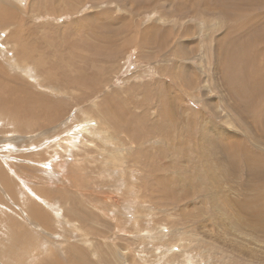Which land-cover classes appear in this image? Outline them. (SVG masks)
<instances>
[{
	"label": "rangeland",
	"instance_id": "rangeland-1",
	"mask_svg": "<svg viewBox=\"0 0 264 264\" xmlns=\"http://www.w3.org/2000/svg\"><path fill=\"white\" fill-rule=\"evenodd\" d=\"M0 78V264H264L258 0H0Z\"/></svg>",
	"mask_w": 264,
	"mask_h": 264
},
{
	"label": "bare ground",
	"instance_id": "bare-ground-1",
	"mask_svg": "<svg viewBox=\"0 0 264 264\" xmlns=\"http://www.w3.org/2000/svg\"><path fill=\"white\" fill-rule=\"evenodd\" d=\"M174 3V2H173ZM258 4H261V5H264V0H258ZM177 7H178V5H176ZM5 9V7H4V5H3V10ZM1 16H2V18H3V21H5V19H9L10 17H9V13H5V10L3 11V13L1 14ZM252 20V19H251ZM5 23V22H4ZM237 23V22H236ZM242 23H244V21L242 22ZM241 23V24H242ZM248 23H250V21L248 22ZM248 23H246V24H248ZM233 24V23H232ZM235 24V23H234ZM240 24V23H239ZM238 24V25H239ZM245 24V23H244ZM243 24V25H244ZM235 25H237V24H235ZM248 26V25H247ZM239 27V26H238ZM241 28H243L242 26H240ZM87 28H89V27H87ZM253 28V27H252ZM92 29V28H91ZM234 30L236 29V27L235 28H233ZM244 29H246V28H244ZM243 29V30H244ZM88 30V29H87ZM237 30V29H236ZM91 31V30H90ZM88 32V31H87ZM86 32V33H87ZM234 32V31H233ZM218 33V32H217ZM220 33V32H219ZM96 34H97V32H96ZM234 34V33H233ZM95 35V34H94ZM230 36H232V35H230ZM250 36V35H249ZM104 37H105V35H104ZM212 37H214V36H212ZM226 37V36H225ZM107 38V37H106ZM215 38V37H214ZM230 38V37H229ZM232 38V37H231ZM103 39V38H102ZM213 39V38H212ZM228 39V38H227ZM248 39V38H247ZM246 39V40H247ZM101 40V39H100ZM229 40V39H228ZM243 40H245V38L243 39ZM249 40V39H248ZM247 40V41H248ZM225 41H227V40H225ZM230 41V40H229ZM220 42H222V41H220ZM91 43V42H90ZM224 43V42H223ZM241 43V42H240ZM88 44V43H87ZM225 44V43H224ZM220 45H222L223 46V44L221 43ZM226 45H228L227 43H226ZM226 45H224V47L226 46ZM230 45H232V43L230 44ZM230 45H228V46H230ZM229 48H231V46L229 47ZM227 49H228V47H227ZM32 50V49H31ZM233 50V49H232ZM230 51V50H229ZM238 52V51H237ZM232 54V53H230V52H227V54ZM235 54V53H234ZM240 54V53H239ZM239 54H237V56L239 55ZM242 55V54H241ZM244 55V54H243ZM228 56V55H227ZM232 56V55H231ZM235 56V55H234ZM259 55H256V54H250V56L249 57H247L245 60H244V57L242 58V57H238V58H242V61H241V63H242V71H241V73H237L236 72V70L235 69H233V70H231V72H232V75H233V78L234 79H236L238 82H239V85H245L247 88L249 87V79L251 78V76H252V73H251V71L250 70H248V71H246L245 72V68L243 67V64H244V62L245 61H247L246 63L247 64H251V62H252V60L255 58L256 59V57H258ZM236 57V56H235ZM234 57V58H235ZM229 58H230V56H229ZM259 58H261V56H259ZM258 58V59H259ZM258 59L256 60V62L258 61ZM84 60V59H83ZM232 60V59H231ZM241 60V59H240ZM37 63H38V61H37ZM240 63V62H239ZM17 64V63H16ZM252 65H254V63L252 64ZM14 66H15V64H14ZM232 67L234 66V64L233 65H231ZM259 66V65H258ZM254 67V66H253ZM19 68V67H18ZM231 68V67H230ZM253 72V71H252ZM255 72V71H254ZM253 72V73H254ZM257 72V71H256ZM88 73V72H87ZM15 75V74H14ZM86 75V74H85ZM89 75H91V74H89ZM79 76V75H78ZM254 76V75H253ZM256 76V75H255ZM15 77V76H14ZM17 78V77H16ZM58 78V77H57ZM67 78V77H66ZM81 78H84V77H81ZM17 80H18V78H17ZM54 80V79H53ZM77 80V79H76ZM81 80H83L84 81V79H81ZM264 80V79H263ZM262 80V81H263ZM13 81H14V79H13ZM58 81V80H57ZM70 81V80H69ZM261 81V82H262ZM87 82V81H86ZM260 82V83H261ZM264 82V81H263ZM263 82H262V84H263ZM255 83V82H254ZM255 87H257V86H255ZM263 87V86H262ZM26 87H23V85H21V86H19V83L17 84V85H13V84H11L9 81H7V80H4V79H1L0 78V106H4L5 105V107L6 106H8L9 108H14L13 110L14 111H16V112H22V106H25V104H26V106L28 105V103L31 101V103L32 102H35V101H38L39 99H38V96H37V94H33V98L30 96V94L27 96H25V98L22 100L21 99V97L23 98V96L21 95L22 94V90H24ZM33 89V88H32ZM241 89L243 90V88L241 87ZM249 89H251V94L252 95H254V93H255V90H256V88H254L253 86H251ZM262 89V88H261ZM30 90V89H29ZM259 90V89H258ZM260 91V90H259ZM94 92V91H93ZM247 94H250V93H247ZM261 94V93H260ZM259 95V94H258ZM262 95V94H261ZM77 96V95H76ZM105 98V97H104ZM258 99V98H257ZM259 99H260V97H259ZM258 99V100H259ZM253 102V101H252ZM258 102V101H257ZM263 104H264V101H263ZM262 104V105H263ZM261 105V104H260ZM261 105V106H262ZM31 106H32V104H31ZM31 106H28L29 108L31 107ZM261 106H256V108L257 109H260V108H258V107H261ZM262 107H264V106H262ZM12 108H11V110H9V114H11L12 113ZM63 108V107H62ZM255 108V109H256ZM64 110V109H63ZM24 111V110H23ZM45 111V110H44ZM49 111V110H48ZM59 111H61V110H59ZM258 111V110H257ZM256 111V112H257ZM0 112H2V113H7V111L6 110H2V109H0ZM52 112V111H51ZM55 112V111H54ZM53 112V113H54ZM57 112H58V110H57ZM253 112H255V110L253 111ZM255 112V113H256ZM259 112V111H258ZM262 112H264V111H262ZM45 113V112H44ZM62 113H63V111H62ZM55 114V113H54ZM261 114V113H260ZM45 115V114H44ZM43 115V116H44ZM49 116V115H48ZM50 116H52V115H50ZM48 119H50L49 117H48ZM71 119H69V121H70ZM120 120V119H119ZM141 120H142V118H141ZM65 122V121H64ZM156 122V121H155ZM67 124V123H66ZM123 124H124V121H123ZM157 124V123H156ZM155 124V126H157ZM127 125V124H126ZM154 125V124H153ZM159 126V125H158ZM126 127V126H125ZM152 128H153V126H152ZM155 128V127H154ZM148 130V129H147ZM156 130H158V127H157V129ZM160 131V130H159ZM149 132H150V130H149ZM247 133L249 134V132L247 131ZM218 137V136H217ZM132 141V140H131ZM222 141V140H221ZM238 141H241V140H238ZM243 141V140H242ZM238 143V142H237ZM246 146V145H245ZM247 147V146H246ZM232 148H233V144H232ZM240 148V147H239ZM238 150V149H237ZM229 152V151H228ZM228 154V153H227ZM238 154V153H237ZM244 154H246V155H248V152L247 153H244ZM164 155V154H163ZM229 155V154H228ZM161 157V156H160ZM232 160L234 159L233 157H231V156H229ZM253 157L251 156V159H252ZM162 159V158H161ZM253 160V159H252ZM260 166H264V163H262V164H260ZM208 170V172H210L211 171V167L210 168H208L207 169ZM154 171V170H153ZM156 173V172H155ZM162 173V172H161ZM6 174V173H5ZM154 174V173H153ZM164 178V177H163ZM212 179V178H211ZM174 181V180H173ZM180 181V180H179ZM174 191L172 190V192L171 193H169L168 192V190H167V187H165V189L164 188H162V193H163V200H165V201H181L182 199H180V198H178V197H174V196H172V193H173ZM244 195V197L243 198H240V199H244L243 201H242V203L244 204V205H252L255 209H257L256 210V212H254V213H257V215H256V218H255V222L257 221V222H259V219L258 218H263L264 219V177L262 176V175H259L258 176V181H257V183L255 184V186H254V194L252 195V196H248L247 194H243ZM141 197H143V196H141ZM185 197V196H184ZM186 198V197H185ZM98 201V200H97ZM230 201H233V204H234V206L235 205H237L236 206V209H238L239 210V212H241L242 213V211H241V209L239 208V204H241L240 202H238L236 199H234V200H231L230 199ZM96 203V202H95ZM242 205V204H241ZM36 207H38V206H36ZM36 212H37V210H35ZM251 212V211H250ZM40 213V212H39ZM254 213H252V214H254ZM36 214V213H35ZM42 214V213H41ZM34 215V214H33ZM37 216V218L39 217V219H41L42 221H46V220H44V216H40V214L39 215H36ZM70 218V217H69ZM38 219V220H39ZM59 219V218H58ZM37 220V221H38ZM84 225V224H83ZM257 225V224H256ZM258 226V225H257ZM4 235V234H3ZM4 237H5V235H4ZM1 249V248H0ZM74 250V249H73ZM7 251V250H6ZM74 252H75V250H74ZM4 254V253H3ZM83 254V253H82ZM73 258H74V256H73ZM85 259V258H84ZM20 261V260H19ZM73 263H77V261L76 262H73ZM84 263V262H83ZM52 264V263H51ZM89 264V263H88Z\"/></svg>",
	"mask_w": 264,
	"mask_h": 264
}]
</instances>
